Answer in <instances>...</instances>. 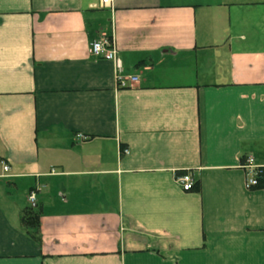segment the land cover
<instances>
[{
	"label": "crops",
	"instance_id": "obj_1",
	"mask_svg": "<svg viewBox=\"0 0 264 264\" xmlns=\"http://www.w3.org/2000/svg\"><path fill=\"white\" fill-rule=\"evenodd\" d=\"M249 157L264 0H0V264H264Z\"/></svg>",
	"mask_w": 264,
	"mask_h": 264
},
{
	"label": "built area",
	"instance_id": "obj_2",
	"mask_svg": "<svg viewBox=\"0 0 264 264\" xmlns=\"http://www.w3.org/2000/svg\"><path fill=\"white\" fill-rule=\"evenodd\" d=\"M112 0H101L102 6H108L111 4ZM91 53L98 58H105L116 63L119 67V59L117 51L114 47V42L109 38H103L101 40L93 41L91 45ZM118 85L120 87H128L131 83L138 81L137 76L124 77L121 75L117 76ZM124 153H129L128 149L123 151ZM243 167L246 171V181L245 186L247 189H253L259 183V178L263 174L264 166H261L256 163L255 158L249 157L246 162L243 164ZM7 169L8 166H5ZM177 180L181 183L185 191H190L195 185V179L191 173H185L177 176ZM31 206L35 207V194L31 193L30 195Z\"/></svg>",
	"mask_w": 264,
	"mask_h": 264
},
{
	"label": "trees",
	"instance_id": "obj_3",
	"mask_svg": "<svg viewBox=\"0 0 264 264\" xmlns=\"http://www.w3.org/2000/svg\"><path fill=\"white\" fill-rule=\"evenodd\" d=\"M255 189H264V170L263 174L259 178V183L257 186L254 187ZM199 190L200 189V183L197 181L193 187V190ZM41 214H42V209L39 207H33L29 206L23 210L22 214V224L24 227L33 229L36 231V233L39 231L40 228V220H41ZM35 235H33L35 238H38Z\"/></svg>",
	"mask_w": 264,
	"mask_h": 264
}]
</instances>
